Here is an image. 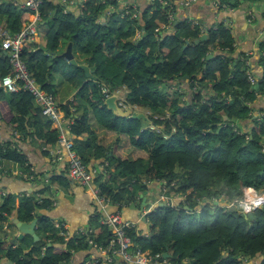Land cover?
<instances>
[{
    "label": "trees",
    "instance_id": "1",
    "mask_svg": "<svg viewBox=\"0 0 264 264\" xmlns=\"http://www.w3.org/2000/svg\"><path fill=\"white\" fill-rule=\"evenodd\" d=\"M14 1L0 0V23L10 33L18 32L31 16ZM164 1L166 5L158 0L149 3L136 17L130 6L116 9L114 0H85L73 11L43 2L39 30L44 43L38 47L28 43L21 59L41 89L56 98L66 117L73 118L69 134L83 163L107 162L105 173L94 178L101 195L127 206L137 190L147 191L153 183L174 193L175 208L157 203L144 215L146 233L128 230L142 251L172 264H264V202L247 213L227 207L234 200L238 205L248 189L264 192V107L255 104L264 99V39L257 48L260 76L255 77L249 66V74L257 79L255 88L246 74L249 57L235 54L227 27L217 23L203 30L200 23L177 17L172 0ZM110 6L115 9L105 14ZM169 14L173 20L168 25ZM203 32L206 39L193 44ZM60 41L86 53L85 63L91 69L64 103L54 79L59 61H66L57 53ZM208 53L212 56L205 61ZM71 66L83 76L81 69ZM8 73L7 56L0 50V77ZM101 83L125 87L127 103L148 112L145 119L114 115L103 104ZM0 121L11 132L42 145L56 142L50 121L21 89L8 94L0 89ZM149 126L158 128V133ZM97 135L112 141L126 136L137 158L117 153L114 142L112 148L104 146ZM8 160L22 165L25 157L0 139V163ZM46 205L47 201L38 203L32 197L16 202L11 194L0 199V223L14 213L26 223L36 217L38 237L33 242L25 235L14 243L1 236L0 264H62L73 252L89 247L86 235L66 240L46 217L35 214ZM99 228L94 241H103L104 246L109 235L105 227Z\"/></svg>",
    "mask_w": 264,
    "mask_h": 264
},
{
    "label": "crops",
    "instance_id": "2",
    "mask_svg": "<svg viewBox=\"0 0 264 264\" xmlns=\"http://www.w3.org/2000/svg\"><path fill=\"white\" fill-rule=\"evenodd\" d=\"M16 1H14L16 5L20 6L22 0ZM84 1L85 0H43V2H50L54 5L58 4L69 11H73L77 3ZM114 1L116 2V9H123L124 6L127 5V7L130 6L135 13L142 11L149 5L148 0ZM182 1L184 0H172L174 13L177 17L186 18L191 22H198L201 24L203 30L211 26L215 28L217 23H222L233 36L235 54L240 53L247 55L249 57V65L252 67H250L252 73L255 77L260 76L261 70L256 63V59L257 48L264 39V0H196L186 7L181 5ZM164 2L166 5V1L163 0V4ZM216 2L219 4L215 5ZM107 9L114 10L115 7L110 6L107 7L106 10ZM43 22L44 20L41 21V23ZM0 29L7 30L4 22L0 23ZM43 34L44 33L38 29V33L35 37L27 43L34 44L37 47L43 45ZM67 44L68 42L66 41L59 42L57 48L58 55L65 51ZM73 48L74 47L71 46V52H73ZM74 56L75 55H73V58L76 60ZM78 64L87 63H85V59L81 58V63ZM89 70L91 69L89 68ZM77 78L81 80L80 76ZM82 82H84V80H82ZM78 88L79 87L75 86L74 90ZM64 89L65 83L64 85H60L58 92ZM72 96L73 93L61 102L64 103L66 100H70ZM256 103L258 107L260 106V109L264 107L263 98L257 99L255 101V104ZM257 111H259V109ZM257 111L254 112V117L258 115L259 112L257 113ZM90 124L92 125V122H90ZM50 130H54L51 124ZM12 132L9 126L0 121V139L8 141L11 147L24 155L25 160L22 165L9 160L8 162H11L9 164H7L6 161L0 163V190L3 191L4 197L8 194L14 195L16 197V202L19 197H32L38 203L43 200L47 201L46 207L42 210H35V214L46 217L52 227L57 230L58 235L60 234L58 224L63 222L67 225L69 230V239L81 234L86 235L85 238L89 243L88 248L73 252L69 260L62 264H96L95 259H101L104 256L100 251L101 248L106 245L102 246L103 241L99 243L94 241L102 229L99 228L100 225L98 223L102 217L98 204L91 199L87 188L78 185L68 177L64 155L61 154V157H58V154L51 152L55 149L54 144L42 145V142L31 140L29 137L26 138L17 132L18 137L15 138ZM97 137L101 139V144L104 146L109 145L110 148H112L113 142L116 143L118 148L116 150L120 155H130L132 159L137 158V153L132 154V151H130L132 147L129 145L126 136H121L119 139L114 138L113 141L112 139L103 140L101 135H97ZM87 164L90 169L95 170V177L105 173V167L107 165L105 160H91ZM109 170L112 172L114 171L113 166L110 164ZM93 183L96 186L98 185L95 181ZM154 186L156 188H153ZM147 187V191L140 192L137 190L135 192V200L130 202L127 206L120 205L118 208L114 203L110 202L106 205L105 210L107 212L118 210L124 220L135 223V230L142 229V233H146L147 221L143 220V218H145L144 212L150 206L153 207L157 203H162L161 200L156 198L161 192L159 185L153 183L151 186ZM153 197H155V199ZM143 199L144 202H142ZM131 203L133 207L129 206ZM174 203H176L175 198ZM12 218H17L15 213L12 217H9V219ZM33 219H36V217ZM36 227L37 219L35 228ZM11 232L13 235L6 239L16 240L19 233L17 229L13 232L11 225H7V228L1 236L6 237L8 233L12 234ZM113 264L123 263L117 258ZM155 264L172 263L165 260H158Z\"/></svg>",
    "mask_w": 264,
    "mask_h": 264
},
{
    "label": "built area",
    "instance_id": "3",
    "mask_svg": "<svg viewBox=\"0 0 264 264\" xmlns=\"http://www.w3.org/2000/svg\"><path fill=\"white\" fill-rule=\"evenodd\" d=\"M148 1L149 3H152L155 0ZM195 1L196 0H184L181 5L186 7ZM158 2L163 3V0H158ZM216 4L218 5L219 3L216 2L215 5ZM42 5L43 0H22L21 7L30 13V19L23 23L19 31L16 33H10L6 29H0V50L6 54L10 67V73L0 77V89L7 93H15L21 89L31 95L35 106L39 107L41 115L50 121V124L53 125L54 130L57 133V139L54 144L55 149L51 152L58 154V157H61V154L64 155L68 177L78 185L87 188L91 199L98 204L100 212L102 213V217L98 223L100 226L106 228L109 234V239L105 247H102L100 251L104 256L101 259H95L96 264H113L117 258L123 264H155L158 261V255L152 257L148 252L142 251L139 246L132 242L128 235V230L133 229L135 223L129 220H124L118 210L114 212H107L105 210L106 205L111 201L101 195L99 188L94 185L95 170L90 169L84 164L74 149L73 140L69 134L73 124V118L66 117L56 98L52 94L41 89L21 59V52L24 44L31 41L38 33L42 21ZM126 8L127 5L124 6V9ZM110 10L111 9L105 10V14H109ZM136 15L137 13H134L132 16L136 17ZM168 19L169 25L173 20L172 14H169ZM193 23L196 24L198 22ZM168 25H166V27H168ZM245 63L248 67L250 66L249 60H246ZM249 73V69H247L246 74L250 85L256 86L257 79ZM98 91L102 100L110 95H115L117 97V106L122 111L130 110V114H136L134 111L137 107L127 103V90L125 87L111 88L107 84H101L98 87ZM70 111H72V109H70ZM145 114H148V112ZM149 128L159 131V129L154 126H150ZM12 133L15 138L18 137L16 131H13ZM249 191H252L254 196L257 197V200L248 201L250 207L255 208L264 202L263 196H257L253 189H248L247 192ZM0 196L4 197L2 190H0ZM159 200L172 208L176 207L174 200L167 202V198L162 195ZM115 205L118 208L120 206L118 204ZM229 206L230 205L227 207ZM147 212L148 211H145L144 213ZM58 228L60 229L59 235L68 240L70 236L67 225L60 222Z\"/></svg>",
    "mask_w": 264,
    "mask_h": 264
},
{
    "label": "rangeland",
    "instance_id": "4",
    "mask_svg": "<svg viewBox=\"0 0 264 264\" xmlns=\"http://www.w3.org/2000/svg\"><path fill=\"white\" fill-rule=\"evenodd\" d=\"M62 11H63V13L65 12L64 10H62ZM230 34H231V32H230ZM231 36H232V34H231ZM28 45H29L28 43H25L24 44V47L25 46H28ZM72 53H73V55H75L74 57L76 58V60H75L76 61V64L81 63V58L82 59H85L86 58V53L85 54L84 53L83 54H80L74 48H73V52ZM59 64H58V66L60 67L59 74L56 73L57 74V77H54V79H55V84H56V90L57 91H58V88H60V85H64V83H65V89L64 90H61L58 93V98H60L61 101H64L73 92V90H74L73 87L75 85H80L81 80H78L77 77L80 76V78L82 80L86 81L87 78H88V76H86L84 74L82 76L81 73L78 72L79 70H77L76 68H74L73 66H71L72 64L70 65L66 61L64 63L63 62V59L61 61H59ZM4 93L5 94H8L6 92H4ZM96 94L97 93H95V95H93V96L96 97ZM134 112H137V113L141 112V113H143V115H145V113H146V112H144L142 110L140 111L138 107H137V109ZM141 125L143 126L142 128L146 127V125H145V123H143V121H141ZM151 130H153L156 133H158V131L156 129H151ZM6 163L9 164L11 162L6 161ZM142 183H144V182L142 181ZM153 188H156V187L154 186ZM161 188L162 189H161L160 194L158 196H156L157 199H160V196L162 195V196H164V197L167 198V202H169L170 200H174V196H173L174 193H172L169 190V187H167V186H163L162 187L161 186ZM159 189H160V187H159ZM248 193L249 192H245L242 195H240V197H242V198L240 200L238 199V205H234V202L236 200L230 202L229 205L230 206H233V207H236L237 209H240L241 212H243V213L249 212L250 205L248 204V201L253 200V199L251 198V195H249ZM255 194L257 196H263V198H264V192H262V191H259V192L255 191ZM240 197H238V198H240ZM2 198L3 197L0 196V199H2ZM153 198L155 199V197H153ZM255 199H257V197H255ZM220 202H222V199L220 200ZM146 207H148V206H146ZM151 209H152V207L146 209V211H150ZM7 225H8V223H7V220L6 219H4L2 223H0V237H1V234L4 232V230L7 228ZM15 230H16L15 227L12 225V231L15 232ZM12 235H13V233L12 234H9L8 233L5 238L11 237ZM1 238H3V237H1Z\"/></svg>",
    "mask_w": 264,
    "mask_h": 264
},
{
    "label": "water",
    "instance_id": "5",
    "mask_svg": "<svg viewBox=\"0 0 264 264\" xmlns=\"http://www.w3.org/2000/svg\"><path fill=\"white\" fill-rule=\"evenodd\" d=\"M176 25V22H173L172 24V28H174V26ZM206 32H203L199 37L194 38L192 40L193 44H198L200 42H203L206 39ZM71 42H68L66 49L63 53H61L59 56L64 58L69 64L75 65L77 66L79 69H81L84 73V75L86 76H90L91 75V70H89L88 65L87 64H76V61L73 58V54L71 52ZM42 50H45L44 48H42ZM212 54L208 53L205 56V61L209 60L211 58ZM186 78V76L183 77V79ZM258 85L255 86V88H257ZM103 104L106 106L107 109L111 110L112 113L116 116H120V117H131V118H142L145 119V116L143 115V113L139 112L137 114H130V110H125L122 111L118 106H117V97L115 95H110L109 97L105 98L103 100ZM142 202H144V199L142 200ZM161 205H165L164 202L160 203ZM130 207H133V204L131 203L129 205ZM7 222L12 224L18 231L19 236L16 238L15 241H13L14 243H16V241L21 240L23 238L24 235H29L33 242L38 240L37 235L35 234L34 228H35V224H36V219H32L30 222L26 223V222H21L18 221L17 218H6ZM144 220V218H143ZM167 256V254L164 252L162 253V257L165 258ZM6 264H12L10 261H7Z\"/></svg>",
    "mask_w": 264,
    "mask_h": 264
},
{
    "label": "bare ground",
    "instance_id": "6",
    "mask_svg": "<svg viewBox=\"0 0 264 264\" xmlns=\"http://www.w3.org/2000/svg\"><path fill=\"white\" fill-rule=\"evenodd\" d=\"M249 195H251V198L253 199V200H250V201H254V200H257V199H255V196H254V194H251V193H248Z\"/></svg>",
    "mask_w": 264,
    "mask_h": 264
},
{
    "label": "clouds",
    "instance_id": "7",
    "mask_svg": "<svg viewBox=\"0 0 264 264\" xmlns=\"http://www.w3.org/2000/svg\"><path fill=\"white\" fill-rule=\"evenodd\" d=\"M146 214V213H145Z\"/></svg>",
    "mask_w": 264,
    "mask_h": 264
}]
</instances>
